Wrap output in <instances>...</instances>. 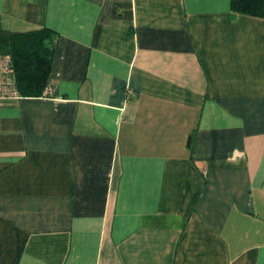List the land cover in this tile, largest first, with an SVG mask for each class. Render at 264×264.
I'll use <instances>...</instances> for the list:
<instances>
[{"label": "crops", "instance_id": "obj_1", "mask_svg": "<svg viewBox=\"0 0 264 264\" xmlns=\"http://www.w3.org/2000/svg\"><path fill=\"white\" fill-rule=\"evenodd\" d=\"M230 2L0 0V56L56 34L53 93L0 100V264H264V18Z\"/></svg>", "mask_w": 264, "mask_h": 264}, {"label": "trees", "instance_id": "obj_2", "mask_svg": "<svg viewBox=\"0 0 264 264\" xmlns=\"http://www.w3.org/2000/svg\"><path fill=\"white\" fill-rule=\"evenodd\" d=\"M231 10L264 18V0H231ZM56 34L51 29L14 33L9 41L13 70L23 97H40L48 87Z\"/></svg>", "mask_w": 264, "mask_h": 264}, {"label": "built area", "instance_id": "obj_3", "mask_svg": "<svg viewBox=\"0 0 264 264\" xmlns=\"http://www.w3.org/2000/svg\"><path fill=\"white\" fill-rule=\"evenodd\" d=\"M43 96H50L53 91L49 86ZM22 96L14 81L13 58L10 55L0 56V100H17Z\"/></svg>", "mask_w": 264, "mask_h": 264}, {"label": "water", "instance_id": "obj_4", "mask_svg": "<svg viewBox=\"0 0 264 264\" xmlns=\"http://www.w3.org/2000/svg\"><path fill=\"white\" fill-rule=\"evenodd\" d=\"M190 140H191V139L189 138V140H188V143H189L188 146H190V144H191V143H190Z\"/></svg>", "mask_w": 264, "mask_h": 264}]
</instances>
